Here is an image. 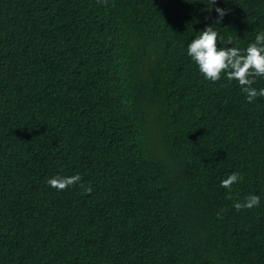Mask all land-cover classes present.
I'll use <instances>...</instances> for the list:
<instances>
[{
	"label": "trees",
	"instance_id": "1",
	"mask_svg": "<svg viewBox=\"0 0 264 264\" xmlns=\"http://www.w3.org/2000/svg\"><path fill=\"white\" fill-rule=\"evenodd\" d=\"M216 4L218 43L264 29V0ZM211 6L0 0V264H264V97L185 54Z\"/></svg>",
	"mask_w": 264,
	"mask_h": 264
},
{
	"label": "clouds",
	"instance_id": "2",
	"mask_svg": "<svg viewBox=\"0 0 264 264\" xmlns=\"http://www.w3.org/2000/svg\"><path fill=\"white\" fill-rule=\"evenodd\" d=\"M211 5L208 10L211 11L214 7L217 16L211 24H206L191 38L186 45L185 54L196 65L198 72L205 80L216 82L223 74L228 81L236 82L249 103L257 96L264 97V87H253L257 77L264 78V29L256 32L254 39L250 40L245 47L235 46L231 37L228 38L226 45L218 43L223 37L216 25L220 26L227 9L218 6L216 0H211ZM240 179L239 173L232 172L220 181V186L230 189ZM80 182L79 172L71 175L56 173L46 180V184L57 191ZM91 190V186L84 187L85 192ZM259 205L260 196L250 193L242 202H235L233 207L240 210Z\"/></svg>",
	"mask_w": 264,
	"mask_h": 264
}]
</instances>
